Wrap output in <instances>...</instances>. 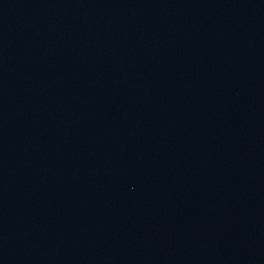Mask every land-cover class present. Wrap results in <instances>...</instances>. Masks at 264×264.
<instances>
[{"label": "water", "instance_id": "obj_1", "mask_svg": "<svg viewBox=\"0 0 264 264\" xmlns=\"http://www.w3.org/2000/svg\"><path fill=\"white\" fill-rule=\"evenodd\" d=\"M0 264H264V0H0Z\"/></svg>", "mask_w": 264, "mask_h": 264}]
</instances>
